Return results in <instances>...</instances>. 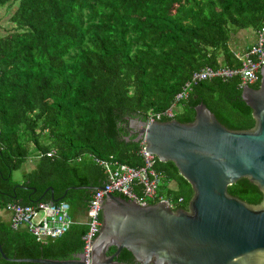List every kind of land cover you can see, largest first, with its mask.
Segmentation results:
<instances>
[{"label": "trees", "instance_id": "16d2710c", "mask_svg": "<svg viewBox=\"0 0 264 264\" xmlns=\"http://www.w3.org/2000/svg\"><path fill=\"white\" fill-rule=\"evenodd\" d=\"M4 7L13 9L10 30L0 34V208L49 201L50 190L44 191L52 187L55 198L67 191L61 201L71 209L86 210L94 190L74 187L106 181L95 158L142 165L140 141L121 140L128 112L149 119L171 107L172 119L188 123L203 103L229 129L254 125L238 74L196 81L186 98L173 102L194 72L240 66L229 46L232 31L257 33L264 0H0ZM259 81L260 75L250 86ZM51 149L55 154L46 156ZM34 153L44 155L15 182L13 171ZM153 167L161 175L157 195L186 208L192 187L175 164L156 158ZM228 192L253 205L263 200L247 180ZM87 230L76 221L42 243L0 219V244L10 258L71 259L83 251ZM0 264L42 263L0 254Z\"/></svg>", "mask_w": 264, "mask_h": 264}, {"label": "water", "instance_id": "95a60500", "mask_svg": "<svg viewBox=\"0 0 264 264\" xmlns=\"http://www.w3.org/2000/svg\"><path fill=\"white\" fill-rule=\"evenodd\" d=\"M259 75L257 88L245 84L241 91L252 110L249 129L227 128L203 103L188 123L125 113L121 140L143 141L147 154L172 161L192 196L186 208H173L168 199L142 205L110 190L101 202V225L87 248V264H264V65ZM243 180L263 194L260 204L229 194L228 187ZM48 189L49 204L67 192L55 198L52 187L44 193ZM0 254L17 262L86 264L83 251L71 259L10 258L0 244Z\"/></svg>", "mask_w": 264, "mask_h": 264}, {"label": "built area", "instance_id": "2783aa9c", "mask_svg": "<svg viewBox=\"0 0 264 264\" xmlns=\"http://www.w3.org/2000/svg\"><path fill=\"white\" fill-rule=\"evenodd\" d=\"M238 58L240 66L237 68L219 67L213 69L205 67L200 71L194 72L191 79L185 82L181 91L175 95L173 104L176 105L178 101L186 98L191 90V84L199 80L213 77L230 78L238 74L242 86L255 83L258 79L260 68L264 65V22L256 33L255 43ZM173 116L174 110L170 107L161 112L153 113L149 119H172ZM140 146L139 154L142 158V165L138 167L127 165L114 158L108 160L94 159L96 163L104 168L106 181L94 190L86 209L88 230L83 236V253L85 254L86 264L87 248L93 243L101 225V202L110 190L113 194L120 193L122 196L136 200L142 205L166 199L157 195L161 175L153 167L156 157L145 152L143 141L140 142ZM53 154H55L54 150L45 153L46 156H52ZM42 155L44 154L39 153L38 156ZM182 201V198H179L177 203ZM172 207L175 208L174 205ZM1 208L10 214L9 223L12 229L25 227L37 241L42 243L60 238L74 223L70 212L71 207L66 201H57L53 204H49V201H39L35 204L27 205L7 202Z\"/></svg>", "mask_w": 264, "mask_h": 264}, {"label": "crops", "instance_id": "0c3cea01", "mask_svg": "<svg viewBox=\"0 0 264 264\" xmlns=\"http://www.w3.org/2000/svg\"><path fill=\"white\" fill-rule=\"evenodd\" d=\"M239 30L240 29H234V33L231 35V38L229 41V46L235 52L237 57L238 56L240 57L241 55H243L244 52L248 48H250L256 41V36H255V38H250L249 35L245 34L244 32L242 33ZM236 40H238V43ZM237 46H239V49L237 48ZM37 158H38L37 155L34 153V154L30 155L29 158L27 159V161L29 163L28 164L29 172L35 168L36 163H37ZM72 211H74L73 214H72ZM72 211H71V215L73 217L74 222L77 221L80 223H86V220H87L86 210L75 209ZM9 218H10V214L7 211H5L4 209L0 208V219L3 222L8 223Z\"/></svg>", "mask_w": 264, "mask_h": 264}, {"label": "rangeland", "instance_id": "374dc122", "mask_svg": "<svg viewBox=\"0 0 264 264\" xmlns=\"http://www.w3.org/2000/svg\"><path fill=\"white\" fill-rule=\"evenodd\" d=\"M12 9L13 7L11 9H8L7 7L0 9V34H5L7 31L10 30L12 26L8 20ZM239 31L242 33L244 32L245 34L249 35L250 38H255L256 36V32L252 28L240 29ZM233 33H234V30L232 31V34ZM236 41L238 43V40ZM237 48L239 49V46H237ZM28 164H29L28 161H26L20 169L13 171L12 177L15 182L23 181L25 174L29 172ZM72 210H70V212ZM73 213L74 211H72V214Z\"/></svg>", "mask_w": 264, "mask_h": 264}, {"label": "clouds", "instance_id": "9594fccd", "mask_svg": "<svg viewBox=\"0 0 264 264\" xmlns=\"http://www.w3.org/2000/svg\"><path fill=\"white\" fill-rule=\"evenodd\" d=\"M170 120V119H169ZM51 150H53V149H51ZM37 157H38V155H37ZM96 190V189H95ZM61 201V200H60ZM68 203V202H67Z\"/></svg>", "mask_w": 264, "mask_h": 264}]
</instances>
